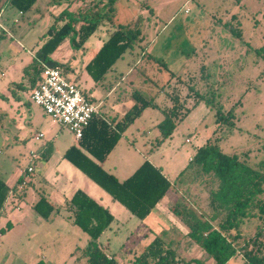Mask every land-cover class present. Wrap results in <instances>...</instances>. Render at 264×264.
<instances>
[{"label": "rangeland", "instance_id": "obj_1", "mask_svg": "<svg viewBox=\"0 0 264 264\" xmlns=\"http://www.w3.org/2000/svg\"><path fill=\"white\" fill-rule=\"evenodd\" d=\"M48 3L49 0H37L32 9L23 14L14 7H6V4L0 13V23L7 27L0 38V177L5 182L10 181L17 171L26 167L30 151H39L46 143H51L52 150L46 159L41 160L46 165L44 170H36L32 177L36 188L40 185L47 190L50 187L41 180V175L49 183L54 182L56 161L53 153L62 156L74 140L73 135L34 103L29 91L14 90L11 82L20 81L23 67L42 43L41 35L64 5L59 2L55 9L48 10ZM236 19L240 22L242 39L231 30ZM114 20L127 28H139L143 38L126 51L99 82L91 78L84 66L92 51L108 37L109 30L103 24L77 47L70 44L69 38L64 39L49 61L59 63L61 70V64L69 61L70 68L65 70V76L76 82L95 102L102 99V115L112 116L114 111L127 109L133 103L131 91L134 89L164 107L169 102L167 93L176 86L171 72L186 80L188 75H193L196 87L204 91L205 86L198 81L199 69L204 64L210 74L208 81L214 85L216 100L224 110L233 109L236 117L234 128L217 131L213 109L201 102L178 123L170 137L150 152L159 137L156 125L163 115L158 109L148 107L122 134L120 143L126 146L125 149L167 166L164 171L174 181L179 172L193 164L189 157L198 146L209 137H220L218 144L225 153L238 154L255 168L264 169V54L256 52L257 48L264 47V0H117ZM159 62H164L167 69ZM111 70H116V82L121 85L117 93L108 95L103 84L111 78ZM120 75L124 77L121 79ZM177 87L181 97L186 98L187 86ZM188 105H191L190 100ZM38 133H43V137L36 140L34 136ZM109 158L106 166L116 162L118 150ZM58 178L61 177L58 175ZM183 179L193 181V174L186 171ZM211 179L212 183L197 181L179 187L178 193L171 196L170 212L179 197L195 204L199 210L207 211L208 190L215 185ZM93 184L109 202L123 208L100 186ZM36 191L29 187L28 203L32 197H37ZM100 199L105 203L104 198ZM113 206L109 204L115 210ZM123 210L124 214L117 213L125 222L130 213ZM9 213L0 214V229L5 228L3 233L0 230V264H33L40 257L49 264H85L83 248L88 236L78 226L60 216L54 220L40 218L37 221L29 220V217L24 220L17 209L13 214ZM9 219L14 221L10 232L5 227ZM133 219L135 221L125 222V226L121 224L122 228L116 233L111 232L116 226L113 222L100 237L103 249L119 264H130L134 252H138L143 244L138 238L130 241L136 220L140 222ZM256 223L252 220L244 224L243 234H253ZM143 224L168 240L185 259L197 257L210 264L203 249L187 246L183 237L186 229L172 212L155 207ZM261 241L264 244V235ZM241 260L236 256L227 264H241Z\"/></svg>", "mask_w": 264, "mask_h": 264}, {"label": "trees", "instance_id": "obj_2", "mask_svg": "<svg viewBox=\"0 0 264 264\" xmlns=\"http://www.w3.org/2000/svg\"><path fill=\"white\" fill-rule=\"evenodd\" d=\"M36 1L6 0L0 13L7 4L6 7H14L23 14L31 10ZM116 1L50 0L48 3L50 7L59 2L66 5L41 35V45L23 67L20 81L11 82L12 88L27 90L30 96V90L41 79L40 60L59 68V63L49 61L64 39L69 38L70 44L77 47L93 34L100 24L107 26L108 37L102 41L84 68L95 82L102 80L116 61L126 51L138 45L143 38L139 28L131 29L115 22ZM234 21L236 23L231 26V30L237 38L242 39L240 22L237 19ZM4 33L2 29L0 38ZM256 52L259 55L264 54V47L257 48ZM159 63L167 69L164 62ZM61 66L63 69H59L65 75V70L70 68L69 61ZM199 70L198 81L205 86L204 91L196 87L193 75H188L186 80L172 72L170 76L175 78L176 86L167 93L169 102L164 107L158 105L152 97L147 98L141 91L134 89L131 91L133 103L119 119L94 116L79 138L78 146H70L63 157L142 223L168 191L177 194L181 186L191 185L192 182L197 181L212 183L211 178H213L215 185L210 186L208 190L207 211L199 210L194 206L195 204L179 197V202H176L171 209L172 214L185 227V235L199 249L207 253L210 264H227L236 256L241 257V264H264V244L261 241L264 235V169L255 168L238 154L225 153L218 144L220 137H209L198 146L189 159L193 164L179 172L173 182L168 180L160 167L153 165L147 159L124 180H118L100 165L115 147L121 134L148 107L158 109L163 115L162 120L156 125L159 137L156 138V145L151 147L152 151L160 146L164 139L170 137L178 123L201 102L213 109L217 131L234 128L236 117L233 109L224 110L216 100L215 88L213 83L208 81L210 74L204 64ZM177 85L187 86L188 99L181 97ZM189 100L191 105H188ZM239 103L240 100L237 104ZM46 146L49 148L51 143H46L43 148L46 149ZM186 171L193 174V181L188 182L183 179ZM8 191L9 187L0 177V213ZM17 194L22 197L24 188ZM44 205H47V210L43 209ZM68 206L72 211V223L88 236L83 249L85 264H119L112 254L109 255L103 249L100 242L101 235L115 219L113 213L80 189L74 192L68 201ZM34 209L45 219L53 211L52 205L44 197L35 203ZM252 220L257 221L255 232L245 236L243 226ZM5 227L9 229L11 223L7 222ZM148 229L150 235L144 238L141 249L134 252L130 264H205L204 260L197 257L185 259L180 256L177 248L168 240L155 233L152 228ZM34 264L47 263L40 258Z\"/></svg>", "mask_w": 264, "mask_h": 264}, {"label": "crops", "instance_id": "obj_3", "mask_svg": "<svg viewBox=\"0 0 264 264\" xmlns=\"http://www.w3.org/2000/svg\"><path fill=\"white\" fill-rule=\"evenodd\" d=\"M76 3H78V2H76ZM65 5L66 4L64 3L63 7ZM55 8H56V5L55 4L52 5L51 7L47 4V9L48 10L49 9H55ZM2 25L7 30V27L4 24H2ZM6 30H4V31L6 32ZM96 51L97 50L92 51L89 60L92 58V56H94V54H95ZM115 72H116V70H111L110 71V74H109V75H111V78L108 79L105 84H103L105 86V89L107 90V93L106 94H108V95H112L113 93H115L116 90H117V88H118V86L121 85V84H118V82H116V79L117 78H116ZM118 73H120V72H118ZM123 77L124 76L120 75V78L121 79ZM98 102H100V104H102V99H100ZM131 105H132V103H131ZM127 109H125L122 112L114 111L115 112L114 115H112V116H106L105 115L104 117L105 118H108V117H110V118L116 117V120H117V119H119L127 111ZM122 134H121V136H122ZM35 136H34V139H35ZM73 139L74 140L71 141V143L65 149V151L70 146H72V145L78 146V140H76L74 138V136H73ZM37 140H39V139H37ZM120 140H121V137L118 140V142L115 145V147L112 149V151L108 154V156L106 157V159L103 162L100 163V165L106 171H108V172L112 173L113 175H115L118 180H124L144 160L147 159L153 165H155L157 167H160V169L162 170V173L168 178V180H170V182H173V180H171L167 176L166 172L164 171V168H167V166L158 164L155 161H152L149 157H146L144 154L141 155V153L140 154H136L135 153V155H133L132 152L128 148L125 149L126 146L122 145L120 143ZM119 145H121V146H119ZM118 147H120V148H118ZM116 149L118 150V156H119V158L116 160V162H113L112 164H109V166H106V164L108 162V159H110L109 157L111 156V154L113 153V151H116ZM40 150L37 151L39 153V158L36 161L34 171H32L31 173H29L28 175H26L25 168H24L22 170L17 171L12 176L11 180L6 182L7 186L9 187V191H8L7 198L5 200L4 206H3L0 214H6L7 211H10L9 214L11 215V214H13L14 210L17 209V210L21 211L23 219L29 217V220H32L33 219V220H37V221L40 218L41 219H44V220H48V219L51 218V220H54L56 216H60V217L65 218L72 225H74L72 223V211L70 210V208L68 206V201L70 200V198L72 197V195L74 194V192L77 191L78 189H80V190L84 191L86 194H88L90 197H92L93 199L97 200L99 203H101L104 206H106L110 210V212L113 213L114 218H115L113 222L116 223V226L113 229H111V232L112 233H116L117 231H119L122 228L121 224L123 226H125L126 225L125 222H129L131 220L132 221H135L133 219L135 217L132 214H130L129 216H126L127 218L125 219V222H124L123 221L124 218L123 219L120 218V216L118 215V213L119 214L120 213L124 214L125 212H124L123 208L124 209H126V208L123 207L121 204L120 205L123 208H120L116 204H113V203L109 202V200L104 196V194L95 186V184H93L95 182L92 179H90L89 177H87L82 171H80L70 161H68L66 158H64L63 155L60 156V155H57L56 153H53V157H54V159L56 161V162H54V165H56V166L54 168L55 169L54 170L55 171V174L53 176L54 177V182H52V184H51V182L49 183V181H47V179L43 175H41V177H42L41 180L43 182H46L48 184L47 187L48 188L50 187L49 190H47L45 186H40V185H38L37 188H36V185H35L32 177L35 175L36 170L37 171L40 170V172H42L44 170V168H45L46 165H43L41 163V160L42 159H46V157L48 156V152L52 150V146H50L49 148L46 146V149L42 148ZM41 152L43 153V155H42ZM64 152H63V154H64ZM150 152H152V150H150ZM189 159H190V157H189ZM48 160H50V158ZM58 175L61 177L60 178L61 180L58 178ZM18 178H19V180H18ZM56 184H59V186H57ZM29 187H32L34 189H37V191H36L37 197H32L31 201L28 203L27 200H26V196L28 194ZM22 188H24V194L22 195V197H19L18 194H17V192L19 190H21ZM172 194H173L172 191H168L166 193V195L156 204V207H161V209L167 211L168 213H171L170 212V209H169L170 208L169 207V205H170L169 203H170V201L173 200L171 198ZM41 197H44L50 203V205H52V207H53V211L51 212L50 216L47 219H45L44 217H42V215H40V213H38L34 209L35 203ZM100 198H104L105 200L104 199L103 200H104L105 203H103L102 199H100ZM109 204L110 205L111 204L114 205L112 208H115V210L111 209L109 207ZM43 209L44 210H47V205H44L43 206ZM32 211H35L36 215ZM176 220H177V218H176ZM7 222H10L11 223V227L8 229V231L10 232L14 228V221L12 219H9ZM119 222H121V223L119 224ZM135 223H136V225L134 227L135 229H134V231H132L130 233V241H131L132 238H138V240L142 242L144 240V238H146L148 235H150V232H149V229H148L150 227L144 225L142 222H138L137 220H136ZM5 226H6V224H5ZM3 229H5V228H3ZM57 232H59V231L57 230ZM185 233H186V230H184V234H183L184 236L183 237H184V239L187 242V246L188 247H191V249H195V247H197V246L185 235ZM0 239H1V235H0ZM86 243H87V241H86ZM85 246H86V244H85ZM40 258H43V257H40ZM44 260L46 261L45 258H44ZM46 263L49 264L48 261H46Z\"/></svg>", "mask_w": 264, "mask_h": 264}, {"label": "built area", "instance_id": "obj_4", "mask_svg": "<svg viewBox=\"0 0 264 264\" xmlns=\"http://www.w3.org/2000/svg\"><path fill=\"white\" fill-rule=\"evenodd\" d=\"M0 27L6 30L1 23ZM40 64L41 79L30 90V99L40 105L53 120L67 127L74 138L79 140L94 116L105 119L100 113V102L88 97L77 83L63 75L58 67L41 60ZM41 137L43 134L38 133L35 139ZM38 158L37 151H30L29 161L25 167L26 175L34 171Z\"/></svg>", "mask_w": 264, "mask_h": 264}, {"label": "water", "instance_id": "obj_5", "mask_svg": "<svg viewBox=\"0 0 264 264\" xmlns=\"http://www.w3.org/2000/svg\"><path fill=\"white\" fill-rule=\"evenodd\" d=\"M5 2H6V0H0V9L2 8V6L4 5Z\"/></svg>", "mask_w": 264, "mask_h": 264}]
</instances>
